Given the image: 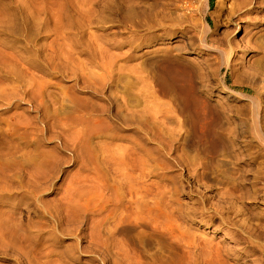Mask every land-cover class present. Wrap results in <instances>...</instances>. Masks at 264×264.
<instances>
[{
	"label": "rangeland",
	"instance_id": "rangeland-1",
	"mask_svg": "<svg viewBox=\"0 0 264 264\" xmlns=\"http://www.w3.org/2000/svg\"><path fill=\"white\" fill-rule=\"evenodd\" d=\"M184 1L26 0L25 11L0 0V12L9 11L0 16V264H263L247 239L233 254L212 248L194 259L191 216H179L177 237L141 222L121 174L125 167L135 181H183L185 207L201 194L225 202L215 180L243 167L236 191L248 188L250 198L240 199L248 214L238 215L254 236L264 232V149L251 115L256 100L264 134V0H252L253 14L237 11L238 31L227 23L231 0L215 17L217 0H192L189 9ZM159 20L171 41L157 38ZM224 31L247 44L230 67L199 46ZM176 44L189 74L171 86L161 67ZM211 221L192 224L194 232L234 244L221 240L226 225Z\"/></svg>",
	"mask_w": 264,
	"mask_h": 264
},
{
	"label": "bare ground",
	"instance_id": "bare-ground-1",
	"mask_svg": "<svg viewBox=\"0 0 264 264\" xmlns=\"http://www.w3.org/2000/svg\"><path fill=\"white\" fill-rule=\"evenodd\" d=\"M13 1V0H11ZM16 3H19L21 8L26 11V0H15ZM193 3L192 0H185L183 3V8H188ZM226 3V0H217V9L216 11L212 12L213 17L216 16L217 11L222 9ZM253 4L252 0H231V2L226 6V15H227V23H233L237 31L243 27L238 25L237 23H234V15L238 14L237 12L239 9H242L246 7L248 10V13H252V7ZM210 4H208L209 6ZM18 6V5H17ZM18 6V7H20ZM43 8H45L43 6ZM48 8H50L48 6ZM46 8V9H48ZM252 8V9H251ZM163 14V13H162ZM9 16V11H3V13L0 12V16L5 17ZM164 15V14H163ZM164 17V16H162ZM205 21V28L207 31L211 30L213 26L208 20V17H204ZM252 24L255 22L252 20L250 21ZM157 25L159 28L162 27L164 32H159L157 35V38H162L163 40L165 36H171L169 38H173L174 33L171 35V28H164L160 20L157 22ZM187 25V24H184ZM216 22H214V26H216ZM157 28V29H159ZM186 30V27H184ZM183 34H185V31H183ZM232 33L230 31H224L225 37H219L218 39L212 40V42H209L206 38H202L199 41V46H201L204 49H207L210 53V56L213 57H220L224 60V64L226 66L234 65V61L237 60L234 59V56L239 51L245 52L246 50V42L241 39H236L232 41L230 39V35ZM183 35H181L182 37ZM172 40V39H171ZM168 40V41H171ZM177 40V39H176ZM245 42V43H244ZM175 49L178 51V54H173L168 51L166 53L164 59H163V67H161L162 74L161 77L168 76L171 79V86L181 85L180 81L184 79L187 74H189V69L185 66H183L180 62L181 56L179 53L182 51L179 44H176ZM196 50L195 48L191 49V51ZM195 53H198L195 51ZM241 57L243 55L240 54ZM210 58H206L204 61L207 63V61ZM201 67V66H200ZM203 70V68L201 67ZM260 105L259 102L256 100H253V105L251 108V115H252V130L256 134L257 137V143L264 149V134L261 132L259 124L257 123L259 117H260ZM214 146H211V149ZM154 161V160H153ZM237 163V162H235ZM124 167L121 171V174L123 177L130 178V186L135 192V198L133 199V202L137 204V208L142 212L140 217H137L138 219H141V222L145 223H154V226L157 227H165V231L170 233L172 236L177 233V231L180 230V224L178 222L179 216L183 213L185 210L190 218V224L187 226L186 230L189 234V245L193 248L190 249V254L194 259L199 260L200 257H203L206 253V250H212L214 248L215 252H228L233 254V251L236 252L240 249L237 248L243 241V239H247V241H251L255 243V247L258 248L263 256L264 260V232L261 235L254 236L253 228L251 227L249 222H246V219L240 218L239 213L242 212V215L248 214L246 212V203L245 202H239L242 198H250L247 194H250V192H247L248 188L242 189L240 191H236V187L238 185L243 186L240 182L242 180H245L243 174L244 169L243 167H234V170L236 172V177H232L230 175H225L222 179L215 180V184L218 183L221 185V187L218 189L217 194L220 196L225 202H210V200L205 196L204 194H201L199 197V202H187L186 206L184 207L181 199L180 194L177 191V188L180 187L181 184H183L181 180L174 179V177H171L170 180H168V183H164L163 180L160 182H157L156 185L152 182L146 183L145 182V176L141 177L139 180H133L131 176V173L129 171L125 170ZM261 171V175L264 178V167ZM196 176L197 174L194 173ZM254 178H258V175ZM185 180V179H184ZM241 180V181H240ZM113 178L110 176L109 180V187H113L114 184L112 183ZM186 181V180H185ZM188 183V182H187ZM255 188V187H254ZM250 188V190H254ZM199 189H203V184H199ZM208 200V202H207ZM107 202H112V197H108ZM140 204V205H139ZM210 209H212L210 211ZM208 212H211L212 215L209 219H206L205 214ZM249 212L251 215L254 214V209H249ZM262 213V212H261ZM263 214V213H262ZM114 217V211L112 209L109 210V219L112 220ZM212 218H218L221 220V223L226 225L225 227H221L222 233L224 237H221V240H224L226 238L233 239L234 244L231 246H220L219 244H213L212 237H205L206 232L205 230L200 229V232H194L192 224L199 223L202 225H209L212 224L211 219ZM227 227V228H226ZM178 235L175 234V237ZM251 237V238H250ZM237 248V249H235ZM172 255H176L175 250L173 249L171 257L169 259V263L172 259ZM264 264V262H263Z\"/></svg>",
	"mask_w": 264,
	"mask_h": 264
}]
</instances>
